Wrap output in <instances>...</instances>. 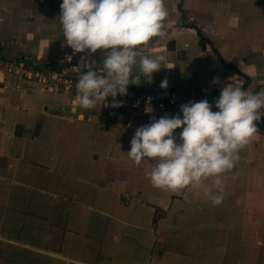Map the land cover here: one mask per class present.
<instances>
[{
    "label": "crops",
    "instance_id": "1",
    "mask_svg": "<svg viewBox=\"0 0 264 264\" xmlns=\"http://www.w3.org/2000/svg\"><path fill=\"white\" fill-rule=\"evenodd\" d=\"M30 1L0 0V26L11 31L0 40L1 54L27 56L35 47L36 59L52 62L72 52L57 29L37 38L40 28L26 18L39 14ZM164 3L167 35L154 38L145 54H165L166 68L151 83L142 76L141 84L166 79L220 94L232 78L249 91L260 87L264 0ZM43 23L41 31L49 30ZM83 57L72 56L78 71L71 76L86 70ZM91 59L99 64L100 50ZM153 115L165 116L85 110L73 91L1 73L0 264H264L262 132L240 150L220 186L209 180L212 192L224 195L213 205L203 189L176 195L153 187L146 178L153 165L129 160L136 129Z\"/></svg>",
    "mask_w": 264,
    "mask_h": 264
},
{
    "label": "clouds",
    "instance_id": "2",
    "mask_svg": "<svg viewBox=\"0 0 264 264\" xmlns=\"http://www.w3.org/2000/svg\"><path fill=\"white\" fill-rule=\"evenodd\" d=\"M167 17L164 0H62L58 18L64 45L73 55L85 54L86 70L75 85L80 108L122 107L117 97L127 96L129 85L140 86L142 76L151 83L153 74L166 68L165 54L145 52L154 38L167 35ZM98 50L99 64L91 59ZM230 80L213 103L206 98L189 101L176 115L159 119L153 115L148 124L136 129L126 154L136 166L153 165L146 173L153 187L176 195L203 189L213 205L223 201L224 195L213 193L208 182L222 184V176L239 160L240 150L259 134L256 122L264 117V87L253 92ZM160 87L166 89L168 81ZM177 129H181L178 134Z\"/></svg>",
    "mask_w": 264,
    "mask_h": 264
},
{
    "label": "built area",
    "instance_id": "3",
    "mask_svg": "<svg viewBox=\"0 0 264 264\" xmlns=\"http://www.w3.org/2000/svg\"><path fill=\"white\" fill-rule=\"evenodd\" d=\"M66 56L70 55L66 54ZM71 56H73V52H71ZM56 60V68L49 70L42 64L39 66L38 59H30L29 56L26 55L9 58L3 56L0 52V74L4 73L9 76H19L27 81L40 84L41 87H44L48 82L56 83L60 86L59 89L73 91L75 95H77L75 85L78 78L71 76V72L78 71L75 60L72 58L69 61L67 75L63 66L65 59L58 58ZM160 85L161 84L129 85L128 95L124 97L118 96L117 100L123 101V105H125L127 110L137 114L144 115L156 111L162 115L171 117L179 113L182 104H186L189 101H199L205 98L209 103H213L220 95L219 93L206 90L198 85H187L184 87L168 85L166 89H162ZM260 87L256 91H259ZM107 100L111 103L112 98L108 97ZM149 107L152 109L151 112L146 111ZM212 110L216 111L214 106ZM256 123L264 135V117H262L261 121Z\"/></svg>",
    "mask_w": 264,
    "mask_h": 264
},
{
    "label": "rangeland",
    "instance_id": "4",
    "mask_svg": "<svg viewBox=\"0 0 264 264\" xmlns=\"http://www.w3.org/2000/svg\"><path fill=\"white\" fill-rule=\"evenodd\" d=\"M61 3H62V0H31L30 1L31 12L34 11V12L39 13V14H37L33 17H26V18L27 19L32 18V20L34 22L36 21L35 27L40 28L38 33L35 32V35L37 36V38H39V36H41L42 34L49 36L53 33L52 30H56V29H57L56 31H59V33H61V35H62V29H61V26L59 24V18H58L59 13H60V4ZM19 17H21V16H19ZM19 17L16 19L17 21H20ZM41 23H43L46 27H49V30L41 31V25H39ZM6 28H8V27H6ZM1 29H2V32H0V40L4 41L5 39L9 38V36L11 35V31L6 32L2 27H1ZM3 30L5 32H3ZM36 43H37V41H36ZM35 50H36L35 47L29 48V52H31V54L30 55L27 54V56H29L30 59H36L35 54L32 55V52L35 53L34 52ZM66 54H69L71 56V52L68 53V51H65V53H63L61 56L52 57V62L51 61L49 62V60H45V61L41 62L42 60L39 59L38 65L40 66V64H42L45 68L52 70V69L56 68V62H57L56 59L63 58V59H65L63 62V66L66 70V75H67L69 60L67 59L68 56H66ZM136 70L138 71V68L134 69V72ZM12 78H17L18 80L27 81V80H25L19 76H12ZM30 82H32V81H30ZM34 84L41 86L40 84H37V83H34ZM41 88H43V89L46 88V89H51V90L53 89V90L59 91L61 93L64 91L62 89H59L60 86L58 84L51 83V82L46 83L44 85V87H41ZM99 107L102 108V105L97 104L95 108H99ZM109 108L113 109V107H109ZM122 108L126 109L125 105H123L122 107H118V109H122ZM258 130H260L259 127H258Z\"/></svg>",
    "mask_w": 264,
    "mask_h": 264
}]
</instances>
